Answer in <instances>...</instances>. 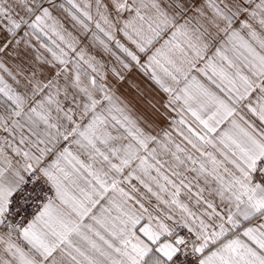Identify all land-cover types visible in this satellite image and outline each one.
<instances>
[{
	"label": "snow or ice",
	"instance_id": "snow-or-ice-1",
	"mask_svg": "<svg viewBox=\"0 0 264 264\" xmlns=\"http://www.w3.org/2000/svg\"><path fill=\"white\" fill-rule=\"evenodd\" d=\"M0 264H264V0H0Z\"/></svg>",
	"mask_w": 264,
	"mask_h": 264
}]
</instances>
